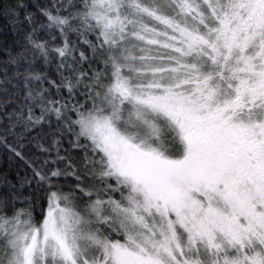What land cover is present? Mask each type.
I'll return each instance as SVG.
<instances>
[{
	"label": "snow or ice",
	"instance_id": "6c2138e0",
	"mask_svg": "<svg viewBox=\"0 0 264 264\" xmlns=\"http://www.w3.org/2000/svg\"><path fill=\"white\" fill-rule=\"evenodd\" d=\"M0 264H264V0H0Z\"/></svg>",
	"mask_w": 264,
	"mask_h": 264
}]
</instances>
